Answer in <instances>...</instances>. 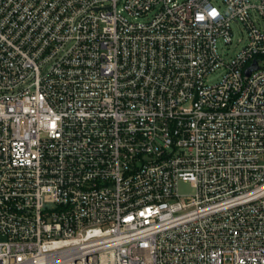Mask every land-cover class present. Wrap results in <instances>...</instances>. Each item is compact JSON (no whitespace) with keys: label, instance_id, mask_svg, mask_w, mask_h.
<instances>
[{"label":"built area","instance_id":"2783aa9c","mask_svg":"<svg viewBox=\"0 0 264 264\" xmlns=\"http://www.w3.org/2000/svg\"><path fill=\"white\" fill-rule=\"evenodd\" d=\"M217 2L0 0V264H264V0Z\"/></svg>","mask_w":264,"mask_h":264},{"label":"rangeland","instance_id":"374dc122","mask_svg":"<svg viewBox=\"0 0 264 264\" xmlns=\"http://www.w3.org/2000/svg\"><path fill=\"white\" fill-rule=\"evenodd\" d=\"M217 3L219 4L220 0H218ZM233 28H234V42H233L232 46H230V48L224 46V47H226V50L228 51L229 54L230 53L233 54V53L237 52L238 49H240V47L243 45V43L245 42V39H246V32L243 30V28L241 26H239L237 23H234ZM239 39H241L242 42H239ZM179 192L182 195L189 194V193L193 192V189L189 184L181 183L180 187H179Z\"/></svg>","mask_w":264,"mask_h":264},{"label":"water","instance_id":"95a60500","mask_svg":"<svg viewBox=\"0 0 264 264\" xmlns=\"http://www.w3.org/2000/svg\"><path fill=\"white\" fill-rule=\"evenodd\" d=\"M257 68V63L254 62L250 67L247 68V73H250L252 69H256Z\"/></svg>","mask_w":264,"mask_h":264}]
</instances>
